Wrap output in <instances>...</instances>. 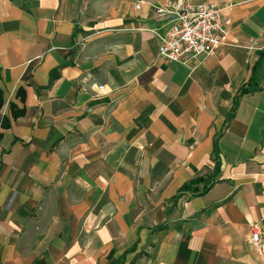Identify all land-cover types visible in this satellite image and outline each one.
Wrapping results in <instances>:
<instances>
[{
  "label": "crops",
  "instance_id": "0c3cea01",
  "mask_svg": "<svg viewBox=\"0 0 264 264\" xmlns=\"http://www.w3.org/2000/svg\"><path fill=\"white\" fill-rule=\"evenodd\" d=\"M165 1L0 0V264H264V0L186 64Z\"/></svg>",
  "mask_w": 264,
  "mask_h": 264
},
{
  "label": "built area",
  "instance_id": "2783aa9c",
  "mask_svg": "<svg viewBox=\"0 0 264 264\" xmlns=\"http://www.w3.org/2000/svg\"><path fill=\"white\" fill-rule=\"evenodd\" d=\"M232 6V0L201 3L167 0L153 6L160 25L147 30L158 39L161 58L186 64L213 56L220 46L227 44L231 20L226 11ZM136 7L139 9L141 4ZM251 227L252 242L259 245V226Z\"/></svg>",
  "mask_w": 264,
  "mask_h": 264
},
{
  "label": "trees",
  "instance_id": "16d2710c",
  "mask_svg": "<svg viewBox=\"0 0 264 264\" xmlns=\"http://www.w3.org/2000/svg\"><path fill=\"white\" fill-rule=\"evenodd\" d=\"M263 80H264V51L261 53V56L259 57L258 61L255 63L253 67L252 76L249 80L248 85L245 88H243L245 93H252V92L261 90L262 89L261 83ZM2 104L3 102L1 100V95H0V109L2 107ZM22 113L23 111L18 112V111L12 110L13 117H18ZM231 116L232 115H230V117ZM214 153H215V166H214L212 173L209 176L197 177L191 180L190 182L185 183L181 187L179 195L185 192H191V195L202 194L213 185L220 171V158H219L218 148L216 149L215 147ZM201 182L204 184V187L200 191L198 188V184Z\"/></svg>",
  "mask_w": 264,
  "mask_h": 264
}]
</instances>
